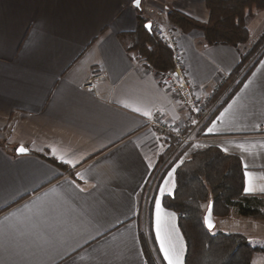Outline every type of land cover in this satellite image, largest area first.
<instances>
[{
	"label": "crops",
	"instance_id": "0c3cea01",
	"mask_svg": "<svg viewBox=\"0 0 264 264\" xmlns=\"http://www.w3.org/2000/svg\"><path fill=\"white\" fill-rule=\"evenodd\" d=\"M169 7L209 18L205 0H0V264H168L157 203L184 264L177 214L162 196L197 149L238 155L245 191L251 179L246 192L264 195V54L236 90L217 95L188 144L148 126L155 110L187 115L131 49L139 16L153 30L170 22ZM177 35L197 93L223 73L236 81L244 46L209 44L196 28ZM94 71L105 74L96 94L84 87ZM233 217L228 231L246 233L251 216Z\"/></svg>",
	"mask_w": 264,
	"mask_h": 264
},
{
	"label": "trees",
	"instance_id": "16d2710c",
	"mask_svg": "<svg viewBox=\"0 0 264 264\" xmlns=\"http://www.w3.org/2000/svg\"><path fill=\"white\" fill-rule=\"evenodd\" d=\"M205 3L209 10L207 22H199L172 7L166 10L167 18L183 30H201L209 44H229L239 50L250 38L249 25L255 11H264V0H205ZM146 23V18L139 16L132 51L158 70L172 67L171 49ZM262 40L264 31L253 47L241 50V64L234 74L238 78L228 95L241 85L263 56ZM258 49L259 53L255 54ZM173 180V187L163 194L162 203L177 214L186 244L184 264H253L257 247L247 235L209 230L204 223V213L210 201L213 202L214 218L227 216L232 208L239 215L264 218V195L245 191L241 158L217 146L197 149L176 168Z\"/></svg>",
	"mask_w": 264,
	"mask_h": 264
},
{
	"label": "built area",
	"instance_id": "2783aa9c",
	"mask_svg": "<svg viewBox=\"0 0 264 264\" xmlns=\"http://www.w3.org/2000/svg\"><path fill=\"white\" fill-rule=\"evenodd\" d=\"M153 32L164 45L171 49L172 67L166 70H156L160 82L173 90L177 99L187 109L184 120L176 121L168 117L162 110H155L148 120V126L158 135L173 137L177 146L181 147L191 141V133L201 126L208 118L211 103L224 89L229 91L235 82H231L228 73H223L216 81L215 85L203 93H197L193 82L187 74L183 50L179 45L177 27L164 22L155 24ZM105 74L102 71H94L86 80L84 87L97 93V85L103 82Z\"/></svg>",
	"mask_w": 264,
	"mask_h": 264
},
{
	"label": "rangeland",
	"instance_id": "374dc122",
	"mask_svg": "<svg viewBox=\"0 0 264 264\" xmlns=\"http://www.w3.org/2000/svg\"><path fill=\"white\" fill-rule=\"evenodd\" d=\"M258 12H261V13L257 16L256 20L250 27V31H251L250 38L248 42L246 43L245 47H253L256 44V42L261 38V33L264 31V11H258ZM260 43H261L260 48L262 49V47L264 46V40H262ZM259 51L260 49H258L255 52V54L259 53ZM176 160H177V156H176L175 162ZM170 162H169V166L165 165L163 168L164 176L167 174L168 170H170V167L175 163L173 161L171 163ZM171 173L172 172H170L167 177V178L171 177L168 191L172 189L173 184H174L173 175ZM155 186H156L155 184L149 185V188L152 187L153 189ZM236 213L237 211L234 208H232V210L227 216L215 217L214 219L216 220L217 224L215 228L213 229V231H225V230L228 231V230L233 229L235 225V221L231 219L234 218L233 216H236ZM250 218H252L250 222L251 223L250 227L246 228V231H245L246 233L244 232H241V233H244L245 235H247L251 243L257 247V251L253 258L254 264H264V218H255V217H250ZM253 219H255L256 221H253ZM230 232H233V231H230Z\"/></svg>",
	"mask_w": 264,
	"mask_h": 264
},
{
	"label": "snow or ice",
	"instance_id": "6c2138e0",
	"mask_svg": "<svg viewBox=\"0 0 264 264\" xmlns=\"http://www.w3.org/2000/svg\"><path fill=\"white\" fill-rule=\"evenodd\" d=\"M136 3L137 5H139V0H136ZM149 27H151V25H149ZM145 114L147 115L148 113ZM209 131H212V129H209ZM20 151L23 152L25 151V149L21 148ZM68 162L71 163V161ZM246 191H253L251 179H249V186ZM161 194H163V190H161ZM208 226L210 228L214 226L210 219L208 221ZM157 236L160 239V247L164 252L165 259L168 260V264H183L181 258L182 249L180 251H177L175 246L171 243L170 234L168 233L167 228L161 218V210L159 203H157Z\"/></svg>",
	"mask_w": 264,
	"mask_h": 264
},
{
	"label": "water",
	"instance_id": "95a60500",
	"mask_svg": "<svg viewBox=\"0 0 264 264\" xmlns=\"http://www.w3.org/2000/svg\"><path fill=\"white\" fill-rule=\"evenodd\" d=\"M136 4H137V3H136ZM149 25H151V24H150V23H147V24H146V26H147L148 28H150ZM21 148L25 149V151L21 152V151H20ZM28 151H29V150H28L26 147H24L23 145H20V146H18V147L16 148V152H17V153H26V152H28ZM209 219L211 220L212 224L214 225V226L211 227V228L208 226V221H209ZM204 223H205L206 227H207L209 230H213V229L215 228V226H216V220L214 219V215H213V202H212V201H210V203H209V205H208V207H207V209H206V211H205V213H204Z\"/></svg>",
	"mask_w": 264,
	"mask_h": 264
}]
</instances>
